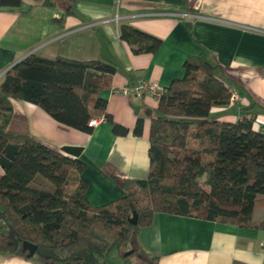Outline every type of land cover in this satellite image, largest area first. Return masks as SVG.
<instances>
[{
	"label": "trees",
	"instance_id": "obj_1",
	"mask_svg": "<svg viewBox=\"0 0 264 264\" xmlns=\"http://www.w3.org/2000/svg\"><path fill=\"white\" fill-rule=\"evenodd\" d=\"M21 4L0 0V8ZM119 32L137 55L156 53L162 45L130 25L122 24ZM184 69V79L171 85L151 120L148 178L127 183L124 197L101 207L87 200L81 161L7 129L15 103L23 101L84 133H92L90 122L100 115L116 135H128L107 113V101L94 99L116 65L30 55L0 78V254L25 256L22 244L29 242L38 247L30 260L40 264H110L115 250L141 254L137 235L155 213L264 229V222L254 220L256 202L264 197V133L253 129L248 116L233 123L213 118V108L232 103L215 64L190 58ZM166 96L177 104L163 105ZM134 132L142 133L140 121ZM38 178L54 191L35 188ZM158 261L151 257L146 263Z\"/></svg>",
	"mask_w": 264,
	"mask_h": 264
},
{
	"label": "crops",
	"instance_id": "obj_2",
	"mask_svg": "<svg viewBox=\"0 0 264 264\" xmlns=\"http://www.w3.org/2000/svg\"><path fill=\"white\" fill-rule=\"evenodd\" d=\"M21 1L20 7L0 8L1 77L30 55L117 67L115 74L104 77L94 99L107 101V113L129 130L128 135H116L109 122L84 133L23 101L15 103L7 129L61 151L81 148L76 159L85 165L86 197L92 206L119 200L127 183L148 178L151 120L160 104L132 90L144 80L167 92L184 79L190 58L215 64L227 87L243 98L213 108V118L233 123L248 116L253 129L264 133V0H52L50 6L47 0ZM117 16L120 24L114 21ZM122 24L162 40L160 49L134 54L120 38ZM123 88L129 93H121ZM177 102L166 96L162 104L173 107ZM89 107L93 111V104ZM139 121L142 133L137 135ZM45 181L38 178L32 185L53 192L52 186L44 188ZM254 220L264 222V197L256 202ZM137 244L146 260L159 257L158 264H264V229L197 218L155 213L152 224L140 229ZM0 264L40 263L0 254Z\"/></svg>",
	"mask_w": 264,
	"mask_h": 264
},
{
	"label": "built area",
	"instance_id": "obj_3",
	"mask_svg": "<svg viewBox=\"0 0 264 264\" xmlns=\"http://www.w3.org/2000/svg\"><path fill=\"white\" fill-rule=\"evenodd\" d=\"M121 20H122V18L117 16L114 21L117 24H120ZM129 91H130L129 88H123L120 90V92L125 94V95L128 94ZM132 92L138 97L151 98L156 103H159V104H160V101L162 100V98L164 97V95L166 93V91L163 88H161V86L159 84H157L156 82L144 81V80L140 81L138 86H136L132 90ZM231 102L232 103H241V102H243V98L232 92ZM103 122H106V118H105V116H100L96 119L91 120L90 126L93 128H96L97 126H99V124H101Z\"/></svg>",
	"mask_w": 264,
	"mask_h": 264
},
{
	"label": "water",
	"instance_id": "obj_4",
	"mask_svg": "<svg viewBox=\"0 0 264 264\" xmlns=\"http://www.w3.org/2000/svg\"><path fill=\"white\" fill-rule=\"evenodd\" d=\"M81 151H82L81 148H75V147H64V148H62V152H64L65 154H67L71 157H74V158L79 157L81 154ZM137 221H138V215L135 213L133 215V217L129 220V222L133 225H136ZM37 249H38V247L32 243L24 242L22 244V253L28 259H32L36 255ZM131 254H132V252H129L126 256H129ZM48 264H54V263H48Z\"/></svg>",
	"mask_w": 264,
	"mask_h": 264
},
{
	"label": "rangeland",
	"instance_id": "obj_5",
	"mask_svg": "<svg viewBox=\"0 0 264 264\" xmlns=\"http://www.w3.org/2000/svg\"><path fill=\"white\" fill-rule=\"evenodd\" d=\"M46 182V181H45ZM48 182V181H47ZM49 183V184H48ZM44 188H50L52 186L50 182ZM1 224V222H0ZM131 252V250H127L124 254H120L117 250L113 251L109 257L110 264H147L146 258H144L141 254L138 255H129L128 261H125L126 255Z\"/></svg>",
	"mask_w": 264,
	"mask_h": 264
}]
</instances>
